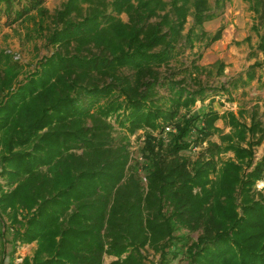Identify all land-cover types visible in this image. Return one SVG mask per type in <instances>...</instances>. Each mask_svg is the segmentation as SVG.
<instances>
[{"label": "trees", "instance_id": "trees-1", "mask_svg": "<svg viewBox=\"0 0 264 264\" xmlns=\"http://www.w3.org/2000/svg\"><path fill=\"white\" fill-rule=\"evenodd\" d=\"M45 1L0 0V24L33 14L44 22L51 17ZM256 3L253 52L263 58L238 75L242 84L264 73V0ZM111 6L64 2L46 37L55 52L23 80L0 51V254L8 243H35L31 255L7 264H104L105 256L107 264H169L179 256L183 264H264V193L255 187L264 156L253 161L262 120L254 112L247 126L228 113L236 137L218 144L210 137L223 114L180 113L209 89L161 76L216 12L207 0ZM122 12L127 22L115 15ZM189 13L196 25L183 34ZM169 126L175 131L165 132ZM138 130L144 139L132 159L129 138ZM193 146L200 147L195 157L183 154ZM228 151L233 157L217 169V155Z\"/></svg>", "mask_w": 264, "mask_h": 264}, {"label": "rangeland", "instance_id": "rangeland-1", "mask_svg": "<svg viewBox=\"0 0 264 264\" xmlns=\"http://www.w3.org/2000/svg\"><path fill=\"white\" fill-rule=\"evenodd\" d=\"M66 1L46 0L43 6L51 17L45 18L44 22H41L37 14H33L32 17L20 20L11 26L0 24V51L11 56L16 62L18 70L15 80H23L38 67L42 57L55 52V47L46 41V37L51 31L50 28L53 29L56 25L52 20L54 13ZM104 1L107 3L108 10L112 9L111 3L114 0ZM163 1L170 3L171 0ZM207 1L208 8L215 11L216 14L198 27L199 32L202 29L204 33L201 32L198 36H194L196 38L193 46L185 47L183 52L174 57L168 66L162 67L160 70L162 77L177 82L183 80L184 83L182 84L189 89H196L198 83L209 89L208 92L211 95L208 98L204 101H196L189 108H181L180 113L189 117L211 109L223 114V118L215 121L214 127L217 130L210 139L224 145L223 140L228 141L227 136L236 137L233 135V127L228 122V113H232L240 122L249 126L253 117L252 114L256 112L264 124V73L257 70L261 77L250 80L246 84L237 80L238 75L245 77L244 72L250 64L263 58L262 52H253L259 41L261 28L257 24L258 7L256 0H225L222 2L224 6L221 9H217L219 0ZM169 7L168 4L166 8ZM115 15L123 22L128 21L125 12ZM193 25L196 24L192 14L189 13L185 18L181 32L183 34L190 33ZM217 34H219L218 37L212 39ZM0 67H6L2 56H0ZM194 67H199V70H195ZM183 68L188 69L186 71L189 73L188 75L182 72ZM236 80L238 83L235 86ZM165 92V88L160 89L162 95H165ZM214 92L217 94L212 95ZM119 131H121L120 127L114 123L113 135L117 136ZM169 131L173 132L175 128L173 126L165 128V132ZM143 139L144 131L142 130H138L130 136L132 159L137 157ZM241 145L246 147L244 143ZM199 150L200 147L193 146L183 154L195 157ZM263 156L264 139L260 145L254 147L253 161L256 162ZM217 157V169H219L228 159L233 157V153L228 151L218 154ZM255 187L256 190L264 193V180H259ZM196 235V233L192 234L193 237ZM34 248L35 243L23 244L16 249L8 243L5 244V256L0 254V259L3 258L4 264H7L9 260L20 262L24 256L31 255ZM157 258L158 255L150 252L149 260L154 262ZM111 259L112 257L105 256L104 264H107ZM150 263L148 262V264ZM183 263L184 258L179 256L171 260L169 264Z\"/></svg>", "mask_w": 264, "mask_h": 264}]
</instances>
